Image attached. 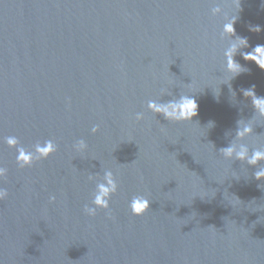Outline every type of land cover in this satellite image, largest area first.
Instances as JSON below:
<instances>
[{"label": "water", "instance_id": "1", "mask_svg": "<svg viewBox=\"0 0 264 264\" xmlns=\"http://www.w3.org/2000/svg\"><path fill=\"white\" fill-rule=\"evenodd\" d=\"M216 2L0 0V264H264V181L219 153L264 147V119L243 95L255 85L264 96V71L238 52L249 71L223 83ZM218 2L232 13V0ZM234 27L249 43L240 52L264 44L260 0H241ZM180 94L197 101L191 123L147 109ZM238 120L254 128L243 141ZM7 136L29 150L52 140L57 151L20 169ZM105 171L118 190L90 217L89 176ZM137 195L150 200L141 217L129 208Z\"/></svg>", "mask_w": 264, "mask_h": 264}, {"label": "clouds", "instance_id": "2", "mask_svg": "<svg viewBox=\"0 0 264 264\" xmlns=\"http://www.w3.org/2000/svg\"><path fill=\"white\" fill-rule=\"evenodd\" d=\"M264 5V0H260ZM233 11L231 14L226 13L220 6V3H215L211 9L213 17L223 16L224 23L222 25L221 38L228 39V46L223 52L225 71L229 74V79L223 83H228L229 80L236 78L241 73L248 72L249 69L243 67L235 60V56L239 52L245 61L253 62L260 70L264 71V44H257L251 51L240 52L241 48H248L249 43L247 37L236 35L235 23L239 19V12L241 11V0H232ZM249 30L259 33L261 28L259 25H249ZM233 37H235L233 39ZM229 87H231L229 85ZM255 85L243 90V95L251 100L255 114L258 118L264 119V96L258 97L255 92ZM162 95H169L171 93L167 90H162ZM147 109L156 117L162 116L164 120L170 123H191L193 118L197 116L198 104L195 98L189 94H180L175 98L168 100L165 103H160L157 100H149ZM137 120H142L143 115L137 113ZM214 122L209 121V127ZM95 134L98 128L94 126L91 129ZM254 133L253 124L237 121L236 127V141H243L246 137L252 136ZM3 143L10 149L16 150V164L20 169L31 168L34 163L47 160L57 151V145L52 140H45L43 143L37 142L32 150L25 148L16 136H7L3 139ZM75 150L84 152L87 149V144L84 140H79L75 145ZM219 153L224 159L229 161H239L242 164H247L256 169L253 173L257 181H264V147L253 148L251 151L246 144L233 142L229 146L219 149ZM7 175V169L0 165V180ZM89 180L96 181L95 192L91 200V206L85 205L84 212L90 217L97 214V210L108 211L110 208V201L117 193L118 185L111 171H105L102 180H98L93 176H89ZM8 196L6 189L0 187V202L4 201ZM237 199V198H236ZM239 200V199H237ZM50 201L54 202L55 197H50ZM150 200L145 196H133L129 208L131 214L136 217L144 216L149 211Z\"/></svg>", "mask_w": 264, "mask_h": 264}]
</instances>
